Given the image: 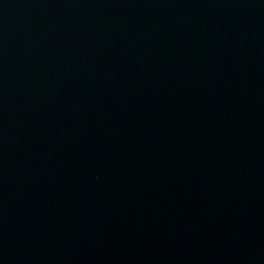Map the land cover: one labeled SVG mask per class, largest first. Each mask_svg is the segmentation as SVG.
<instances>
[{
    "label": "water",
    "instance_id": "1",
    "mask_svg": "<svg viewBox=\"0 0 264 264\" xmlns=\"http://www.w3.org/2000/svg\"><path fill=\"white\" fill-rule=\"evenodd\" d=\"M0 264H264V0H0Z\"/></svg>",
    "mask_w": 264,
    "mask_h": 264
}]
</instances>
